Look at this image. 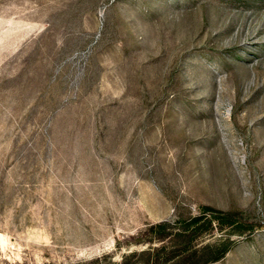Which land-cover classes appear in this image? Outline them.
Wrapping results in <instances>:
<instances>
[{
	"label": "rangeland",
	"instance_id": "1",
	"mask_svg": "<svg viewBox=\"0 0 264 264\" xmlns=\"http://www.w3.org/2000/svg\"><path fill=\"white\" fill-rule=\"evenodd\" d=\"M202 206L264 264V0H0V264H199L139 251Z\"/></svg>",
	"mask_w": 264,
	"mask_h": 264
},
{
	"label": "trees",
	"instance_id": "2",
	"mask_svg": "<svg viewBox=\"0 0 264 264\" xmlns=\"http://www.w3.org/2000/svg\"><path fill=\"white\" fill-rule=\"evenodd\" d=\"M205 210H210L211 213H205ZM181 226L174 231L173 235L175 237H184L188 236L189 239L182 238L183 246L181 248L175 249V246L168 249V247L164 244H160L157 246H147L146 249H143L139 252L142 254L156 255L157 253H162L163 259L166 258L165 262L175 259H181L189 256V258L195 257L197 253L203 254L204 252L209 253L213 249V246H209L205 244L200 248L194 247V245H189L191 239L199 235L201 232L204 234H208L213 228L216 227L218 230H222L221 226L228 225L230 223H234V220L230 218L228 213H222L221 211L212 210L207 206H202L200 208V212L197 215H193L191 217L185 218L180 221ZM164 223H155L151 224L148 229L152 230L154 227H162ZM152 239H156L157 241L162 240L161 237H154ZM229 241H220L217 246H214V253H210V256H207L203 259L199 264H205L209 261H213L221 257L226 250L229 248ZM182 252H185L182 253ZM187 253V254H186ZM168 257V258H167ZM193 261L189 264H195Z\"/></svg>",
	"mask_w": 264,
	"mask_h": 264
}]
</instances>
